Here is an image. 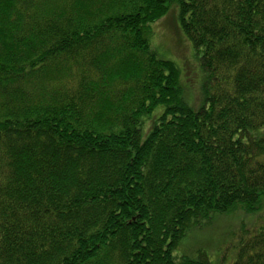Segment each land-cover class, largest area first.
Returning <instances> with one entry per match:
<instances>
[{"label":"trees","instance_id":"obj_1","mask_svg":"<svg viewBox=\"0 0 264 264\" xmlns=\"http://www.w3.org/2000/svg\"><path fill=\"white\" fill-rule=\"evenodd\" d=\"M173 5L198 108L151 46ZM239 205L264 211V0H0V264H264V215L230 260L181 249Z\"/></svg>","mask_w":264,"mask_h":264},{"label":"rangeland","instance_id":"obj_2","mask_svg":"<svg viewBox=\"0 0 264 264\" xmlns=\"http://www.w3.org/2000/svg\"><path fill=\"white\" fill-rule=\"evenodd\" d=\"M153 35L151 46L159 57L172 60L180 71V86L184 99L194 108L201 103V87L207 74L203 70L201 53L183 32L178 19V6L173 5L166 16L152 24ZM159 107L157 113L162 111ZM144 137L148 132L147 125L143 129ZM264 211L259 214L248 213L241 205L232 212L217 216L212 223L191 232L181 249L192 253L199 249L220 260L224 255L228 260L234 258V245L246 230H253L263 220ZM180 249V252H181ZM227 260V261H228Z\"/></svg>","mask_w":264,"mask_h":264}]
</instances>
